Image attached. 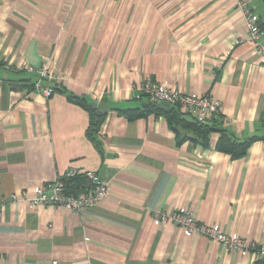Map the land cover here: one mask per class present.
Instances as JSON below:
<instances>
[{"label":"crops","instance_id":"1","mask_svg":"<svg viewBox=\"0 0 264 264\" xmlns=\"http://www.w3.org/2000/svg\"><path fill=\"white\" fill-rule=\"evenodd\" d=\"M264 26V0H247ZM237 0H0V195L65 175L109 184L98 205L7 202L0 264H252L156 212L264 242V141L233 159L177 135L163 114L130 120L117 109L149 101L152 79L213 94L233 135L264 133V60L248 40ZM264 44V33L260 37ZM49 61L50 75L39 70ZM32 69V70H31ZM56 85L45 97L43 88ZM74 94L107 110L97 140ZM70 180V179H68ZM67 180V181H68ZM78 190L84 187L78 186Z\"/></svg>","mask_w":264,"mask_h":264},{"label":"built area","instance_id":"2","mask_svg":"<svg viewBox=\"0 0 264 264\" xmlns=\"http://www.w3.org/2000/svg\"><path fill=\"white\" fill-rule=\"evenodd\" d=\"M236 7L246 24L248 40L256 46L264 60V44L260 42V37L264 33V26L259 23L247 0H237ZM39 73L40 79L49 77V61L43 63ZM142 89L150 101L169 102L181 112L189 114L199 122H206L212 116L221 113V102L213 94L197 95L184 93L152 79L145 80ZM42 92L45 97H50L55 93V89L52 85H46ZM79 175L80 172L77 169L70 168L65 175L55 180L46 181L31 189L25 188L20 193L14 192L9 197L0 195V211L7 202H26L30 207L63 206L79 213L85 208L98 205L108 196L109 184L100 179L94 172L85 173V177L90 181V187L82 188L75 192L68 191L67 180L76 178ZM153 218L156 223L173 221L176 225L190 232L199 231L212 239L218 240L230 250H254L260 259H264V242L252 241L248 238L224 233L216 225L201 224L191 212H156Z\"/></svg>","mask_w":264,"mask_h":264},{"label":"trees","instance_id":"3","mask_svg":"<svg viewBox=\"0 0 264 264\" xmlns=\"http://www.w3.org/2000/svg\"><path fill=\"white\" fill-rule=\"evenodd\" d=\"M52 86L57 91V86ZM68 97L82 105L89 112V125L86 134L90 139L96 141L107 110L94 103L86 102L85 98L78 97L74 94H70ZM117 110L130 120L146 117L149 114H163L177 135L181 137L179 140L188 138L195 142L208 145L211 135L218 133V138L215 143L216 149L229 154L233 159L243 157L248 147L254 141H264V133H255L244 138L236 137L224 127L221 114L212 116L206 122H199L189 114L181 112L177 107H173L171 110H165L158 105V102L150 100L141 106ZM75 180L76 178H71L67 181L68 191L75 192L78 190L77 187L79 184ZM252 264H264V259H259Z\"/></svg>","mask_w":264,"mask_h":264},{"label":"water","instance_id":"4","mask_svg":"<svg viewBox=\"0 0 264 264\" xmlns=\"http://www.w3.org/2000/svg\"><path fill=\"white\" fill-rule=\"evenodd\" d=\"M158 105L165 110H171L174 107L171 103L166 102V101H160V102H158ZM79 186L84 187V188H88V187H90V181L88 180L87 177L84 176L82 178V181L79 184Z\"/></svg>","mask_w":264,"mask_h":264}]
</instances>
